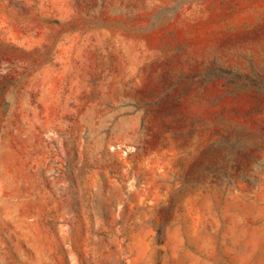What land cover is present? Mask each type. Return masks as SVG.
<instances>
[{"label": "rangeland", "instance_id": "374dc122", "mask_svg": "<svg viewBox=\"0 0 264 264\" xmlns=\"http://www.w3.org/2000/svg\"><path fill=\"white\" fill-rule=\"evenodd\" d=\"M0 264H264V0H0Z\"/></svg>", "mask_w": 264, "mask_h": 264}, {"label": "trees", "instance_id": "16d2710c", "mask_svg": "<svg viewBox=\"0 0 264 264\" xmlns=\"http://www.w3.org/2000/svg\"><path fill=\"white\" fill-rule=\"evenodd\" d=\"M205 157H208L201 167L209 175L216 176L224 172L225 164H236L241 158H247L244 151V136L235 134L231 137H223L210 147L206 148Z\"/></svg>", "mask_w": 264, "mask_h": 264}]
</instances>
